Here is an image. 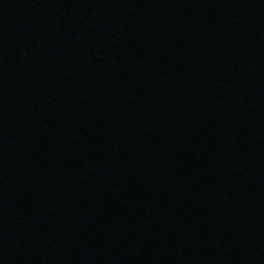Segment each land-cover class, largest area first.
I'll return each instance as SVG.
<instances>
[{"label":"water","instance_id":"95a60500","mask_svg":"<svg viewBox=\"0 0 264 264\" xmlns=\"http://www.w3.org/2000/svg\"><path fill=\"white\" fill-rule=\"evenodd\" d=\"M0 264H264V0H0Z\"/></svg>","mask_w":264,"mask_h":264}]
</instances>
